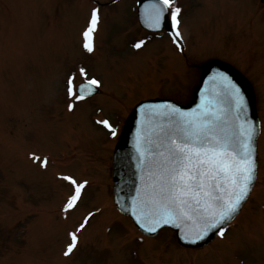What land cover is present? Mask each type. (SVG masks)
Listing matches in <instances>:
<instances>
[{"label": "rangeland", "instance_id": "374dc122", "mask_svg": "<svg viewBox=\"0 0 264 264\" xmlns=\"http://www.w3.org/2000/svg\"><path fill=\"white\" fill-rule=\"evenodd\" d=\"M104 1L0 0V264H186L192 258L197 264H264V2L175 0L184 42L178 49L165 34L143 32L137 0L110 7L99 4ZM93 8L100 20L90 34L89 53L84 32ZM140 40L144 45L135 48ZM215 57L234 63L255 86L262 120L260 174L225 236L190 250L168 229L153 238L139 235L129 218L114 211L113 147L106 142H114L117 133L97 123L105 114L88 112V103L63 110L59 102L66 88L62 80L72 70L78 74L81 65L108 87L125 82L120 87H126L127 103L149 97L186 102L201 73L198 66ZM118 114L123 112L110 115L115 121ZM68 153L75 159L70 164L67 158L65 167L60 161L66 160L54 159ZM65 175L88 181L81 203L69 213L76 218L71 227L73 220L65 225L68 217L56 212L64 191L74 190ZM92 210L89 225L77 233L80 245L65 256L67 229Z\"/></svg>", "mask_w": 264, "mask_h": 264}, {"label": "snow or ice", "instance_id": "6c2138e0", "mask_svg": "<svg viewBox=\"0 0 264 264\" xmlns=\"http://www.w3.org/2000/svg\"><path fill=\"white\" fill-rule=\"evenodd\" d=\"M166 12L170 16L174 42H182L178 29L181 8L174 6V0H154L145 24L159 30ZM99 20V9L93 8L84 32L83 47L89 53L93 51L90 34L96 30ZM142 45L144 41L140 40L134 47L139 49ZM79 74L87 76L84 67L79 68ZM74 77L75 73L68 77L67 93L75 101L84 100L101 84L93 77L86 84L75 86ZM216 78L227 85L232 106L243 111L246 105L240 88L223 73L216 74L213 79ZM73 107V103L68 104L70 110ZM147 107L168 119L171 126L160 129L158 142L147 141L148 147L138 139V150L147 174L144 190L138 192L140 198L136 201L140 214L133 212L137 222L148 232H155L163 225H177L184 230L182 238L192 243L213 231L223 238L226 224L238 214L258 173L254 124L248 120L239 121L238 115L235 120L239 122L229 124L227 113L211 103L201 104L190 112L167 103ZM97 123L116 135L117 129L109 120L100 119ZM47 162L46 157L41 161L42 165ZM61 178L74 189L64 205V211H68L76 207L88 181H78L70 175ZM87 219L76 231L69 233L71 242L67 244L65 256L76 249L77 232L85 227Z\"/></svg>", "mask_w": 264, "mask_h": 264}, {"label": "water", "instance_id": "95a60500", "mask_svg": "<svg viewBox=\"0 0 264 264\" xmlns=\"http://www.w3.org/2000/svg\"><path fill=\"white\" fill-rule=\"evenodd\" d=\"M153 2L154 0H141L138 11L141 24L150 30L156 29L147 27L145 24V17L151 10V4ZM163 27L170 29L167 12L165 13L163 26L160 29ZM218 73H223L228 76L232 82L240 88L246 105L243 111H238L232 106L227 85L218 78L213 79ZM166 103L176 105L188 112L197 109L201 104L211 103L214 108L221 109L227 113V121L229 124L244 120L251 121L256 129L253 142L257 157V140L260 133V121L257 112L256 95L251 82L232 64L220 59L208 60L203 64L200 83L196 86L193 98L188 104L181 105L170 99L159 98L140 102L128 116L120 139L116 145L114 152L113 180L114 199L117 207L122 212L130 215L136 226L145 234L155 235L160 228L169 226L176 231L180 244L188 247H199L212 241L216 233L214 231L209 232L204 239L192 243L182 238L184 230L177 227V225H163L157 228L155 232H148L145 228L140 226L133 214L134 210L136 214H140V209L136 201L140 198L138 192L142 193L144 190L147 174L145 162L141 157V152L138 150V139L144 142V147H148L147 141H152L154 143L158 142L160 129H168L171 126L168 119L162 115H157L147 106L163 105ZM142 106H144L143 109ZM237 115L239 116V121L235 120ZM244 202H242V205Z\"/></svg>", "mask_w": 264, "mask_h": 264}, {"label": "flooded vegetation", "instance_id": "af4514ba", "mask_svg": "<svg viewBox=\"0 0 264 264\" xmlns=\"http://www.w3.org/2000/svg\"><path fill=\"white\" fill-rule=\"evenodd\" d=\"M116 111L123 113L125 111V100L123 98V94H118V97L116 98L114 94L110 92H105V113L111 114ZM120 115L123 116L124 114ZM120 115L118 114V117Z\"/></svg>", "mask_w": 264, "mask_h": 264}]
</instances>
